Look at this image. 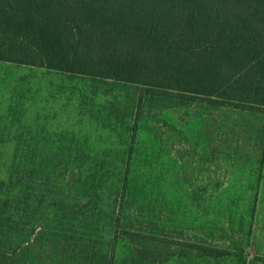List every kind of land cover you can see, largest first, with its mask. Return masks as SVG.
Masks as SVG:
<instances>
[{
	"label": "rangeland",
	"instance_id": "obj_1",
	"mask_svg": "<svg viewBox=\"0 0 264 264\" xmlns=\"http://www.w3.org/2000/svg\"><path fill=\"white\" fill-rule=\"evenodd\" d=\"M141 88L0 62V240L44 229L129 264L131 233L139 264H264V111Z\"/></svg>",
	"mask_w": 264,
	"mask_h": 264
},
{
	"label": "trees",
	"instance_id": "obj_2",
	"mask_svg": "<svg viewBox=\"0 0 264 264\" xmlns=\"http://www.w3.org/2000/svg\"><path fill=\"white\" fill-rule=\"evenodd\" d=\"M0 62L143 87L167 109L199 101L263 112L264 0H0ZM25 232L0 240V264H97L81 240L75 258L56 232ZM126 238L139 264L137 237Z\"/></svg>",
	"mask_w": 264,
	"mask_h": 264
}]
</instances>
